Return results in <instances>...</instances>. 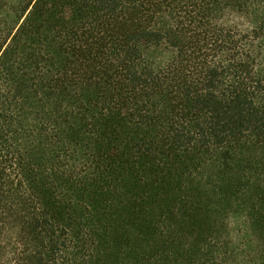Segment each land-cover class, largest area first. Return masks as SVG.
Here are the masks:
<instances>
[{
  "label": "trees",
  "instance_id": "1",
  "mask_svg": "<svg viewBox=\"0 0 264 264\" xmlns=\"http://www.w3.org/2000/svg\"><path fill=\"white\" fill-rule=\"evenodd\" d=\"M0 264H264V0H0Z\"/></svg>",
  "mask_w": 264,
  "mask_h": 264
}]
</instances>
